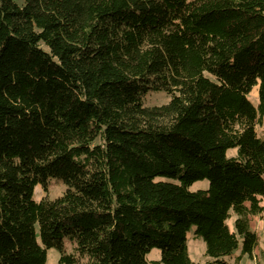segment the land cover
Returning <instances> with one entry per match:
<instances>
[{
  "label": "trees",
  "instance_id": "trees-1",
  "mask_svg": "<svg viewBox=\"0 0 264 264\" xmlns=\"http://www.w3.org/2000/svg\"><path fill=\"white\" fill-rule=\"evenodd\" d=\"M23 1L0 0V264H46L50 249L57 264H231L239 247L252 260L264 0ZM159 91L170 100L144 107ZM50 178L63 195L34 200Z\"/></svg>",
  "mask_w": 264,
  "mask_h": 264
},
{
  "label": "rangeland",
  "instance_id": "rangeland-1",
  "mask_svg": "<svg viewBox=\"0 0 264 264\" xmlns=\"http://www.w3.org/2000/svg\"><path fill=\"white\" fill-rule=\"evenodd\" d=\"M19 7L23 6L24 1L23 0H13ZM250 102L257 106L258 98H257V87L254 86L252 91L248 94L247 97ZM170 100V97L166 95L164 92H151L148 95H146L143 105L144 107L150 108L155 106H161L165 103H167ZM257 134L260 138L264 139V118L260 119L258 122V125L256 127ZM236 153L235 149L227 151V156H234ZM208 181L207 180H200L194 182L191 187L190 191H197V190H206L208 188ZM66 190V186L64 183L58 179L50 178L47 180V186L44 189L42 186H36L33 193V198L36 201L40 200H46V201H53L60 196L63 195V193ZM228 224L230 228H232L233 225V217L228 221ZM251 226L255 230V232L258 235V246L255 249L254 258L251 260L247 256L241 255V247H239L232 259L230 260L231 264H264V217H254L251 220ZM193 230L194 228H191V230L188 232V254L192 261L198 262V263H204L206 261V257L204 256V242L199 238L193 237ZM69 242L65 241V246L67 249V252H71V245L69 246ZM240 257L238 262H236V258ZM59 258V254L54 250L50 249L47 251V259L46 264H57ZM147 259L149 261L153 260H160V252L158 249H152L148 255Z\"/></svg>",
  "mask_w": 264,
  "mask_h": 264
}]
</instances>
